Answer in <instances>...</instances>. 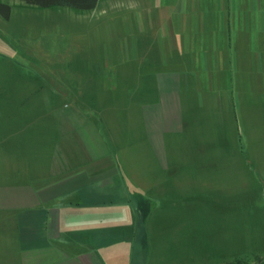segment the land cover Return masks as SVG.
<instances>
[{"label":"rangeland","instance_id":"rangeland-1","mask_svg":"<svg viewBox=\"0 0 264 264\" xmlns=\"http://www.w3.org/2000/svg\"><path fill=\"white\" fill-rule=\"evenodd\" d=\"M1 1L11 5L8 19L0 14V81L10 82L8 90L31 96L39 91L32 100L40 108L52 105L44 93L56 91L55 106L71 107L75 122L80 113L104 115L114 123L115 137L134 139V145L122 146V170L136 171L137 182H144L147 170L168 176L157 178L164 184L149 193L141 186L130 188L135 219L129 215L132 203L118 199L115 217L95 222L97 235L64 236L57 243L66 256L56 264H264V51L261 59L247 57L218 71L204 64L191 67L194 54L211 52L212 35L207 29L185 31L181 37L190 41L189 49H181L177 58L180 53L154 27L147 29L146 18L137 12L139 3L125 0L114 6L107 0L101 2L105 9L92 12ZM160 50L167 56V70L188 71L179 97L167 101L168 113L160 112L159 92L135 99L105 91L116 74H130L131 67L122 64L134 54L155 58ZM84 75L89 81L82 80ZM91 83L104 88L100 97L85 96ZM119 84L128 93L129 82ZM157 84L152 81V88ZM141 103L150 104L157 126L168 125L162 136L158 129L151 131L162 141L156 149L161 161L151 154L145 128L138 123L142 114L126 111L129 104L136 108ZM142 197L151 198V207ZM22 263L33 261L19 251L0 253V264Z\"/></svg>","mask_w":264,"mask_h":264},{"label":"crops","instance_id":"crops-1","mask_svg":"<svg viewBox=\"0 0 264 264\" xmlns=\"http://www.w3.org/2000/svg\"><path fill=\"white\" fill-rule=\"evenodd\" d=\"M126 1L128 5H141L137 12L148 20L145 19L149 25L147 29L154 27L156 33L169 43V48L176 52L180 53L184 47L189 49L190 41L184 42L181 37L185 31L190 29V33L192 30L200 33L207 29L213 37L214 44L209 47L211 52L194 54L191 67L204 64L206 68L213 66L218 71L219 66L241 63L240 59L254 58L255 55L256 59L262 57L264 0ZM126 1L112 0L114 6ZM101 2L108 1L98 0L91 11L101 7L105 9L107 4ZM142 49L146 50L137 48L138 51ZM160 51L163 53L155 58L134 54L129 64H122L131 67L130 74L121 76L115 73L113 83L105 91L112 92L113 96L118 91L123 93L122 96L135 99L150 95L152 98L159 92L163 103L160 112L168 113L167 101L171 97H179L181 78L185 73L188 75V71L167 70L165 67L168 65L164 64L167 56L163 50ZM182 55L180 53L176 57ZM198 59H203V62L197 63ZM190 70L189 73H193ZM95 78L93 76L90 80ZM155 80L158 84L153 89L151 84ZM124 81L129 82L128 93L124 86L120 87L119 83ZM6 84L10 86V82L0 81V253L19 251L33 264H40L44 259H53L51 264H56L66 256L64 246L57 243H62L64 236L80 235L83 231L97 235L95 222L114 218L119 209L115 203L118 199L132 203L129 215L135 219L136 200L128 196L130 188L141 186L144 193H149L153 187L164 184L157 178L168 177L165 172L144 171V182H137L136 171L122 170V146L134 145V139L115 137V125H111L104 115L80 113L79 122H75L71 107L55 106L60 95L56 91L44 93L52 105L40 108L38 101L32 100L39 98V91L35 96L25 95L22 90H8ZM93 84L86 85L85 96L100 97L104 88ZM145 103L136 108L129 104L126 111L142 114L143 122L138 123L145 128L151 154L153 150L152 156L156 158V149L162 141L157 136L154 138L151 131L161 132L162 136L168 125L163 126L160 122L161 125L157 126L158 122H153L150 117L153 113L150 104ZM114 106L111 107L114 109ZM146 106L150 108L145 110ZM158 159L161 161V157ZM142 199L151 207L150 197Z\"/></svg>","mask_w":264,"mask_h":264},{"label":"trees","instance_id":"trees-1","mask_svg":"<svg viewBox=\"0 0 264 264\" xmlns=\"http://www.w3.org/2000/svg\"><path fill=\"white\" fill-rule=\"evenodd\" d=\"M26 5L40 7L69 6L79 10H91L95 8L98 0H18ZM11 5L0 0V14L6 19L10 17Z\"/></svg>","mask_w":264,"mask_h":264}]
</instances>
